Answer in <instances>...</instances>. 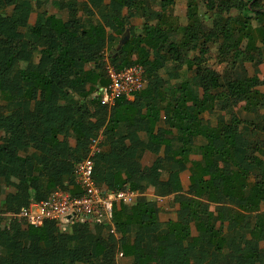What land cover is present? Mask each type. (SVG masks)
<instances>
[{"label":"trees","instance_id":"obj_1","mask_svg":"<svg viewBox=\"0 0 264 264\" xmlns=\"http://www.w3.org/2000/svg\"><path fill=\"white\" fill-rule=\"evenodd\" d=\"M175 1L86 0L79 7L54 0L64 14H48L39 0H0V264H264V72L258 74L264 4L185 0L181 22L170 10ZM79 8L87 15L96 10L100 20L84 19ZM123 8L127 18L136 13L143 22L110 62L142 65L139 96L149 97L145 113L127 111L125 126L134 131L154 123L162 111L167 128L157 135L169 143L161 153L160 144L150 143L155 158L141 171L140 146L122 143L124 134L103 137L93 156L96 184L105 192L124 185L138 191L134 203L113 204L115 234L102 219L76 220L66 229L18 219L7 226L4 212L54 187L81 192L74 166L101 127L114 129L116 105L125 97L110 107L100 103L108 82L101 54L106 28L124 35ZM173 77L178 83L165 86ZM116 144L119 151L111 149ZM181 146L189 154L198 147L199 157L185 161ZM187 166L184 189L180 173ZM148 184L180 204L174 218L160 219L158 203L141 194Z\"/></svg>","mask_w":264,"mask_h":264},{"label":"built area","instance_id":"obj_2","mask_svg":"<svg viewBox=\"0 0 264 264\" xmlns=\"http://www.w3.org/2000/svg\"><path fill=\"white\" fill-rule=\"evenodd\" d=\"M103 69L108 82L100 89L101 104L111 106L119 96L133 97L146 84L144 68L137 62L115 66L110 61H105ZM100 143L101 136L98 133L90 139L87 152L74 166V179L81 189L80 194H71L60 187H54L47 197L32 200L16 212L3 213L4 224L8 226L12 220L18 219L33 226L54 221L64 227L60 218L72 212L67 223L102 219L111 224L109 231L115 234V227L111 222L113 204H132L138 193L126 185L118 190L105 192L96 184L93 177V156L100 151Z\"/></svg>","mask_w":264,"mask_h":264},{"label":"crops","instance_id":"obj_3","mask_svg":"<svg viewBox=\"0 0 264 264\" xmlns=\"http://www.w3.org/2000/svg\"><path fill=\"white\" fill-rule=\"evenodd\" d=\"M41 2V8H44L47 10L48 14H64V12H58V10L56 9V7L53 4L54 0H48L46 2H42V0H39ZM76 2L80 3L79 7H82V3L85 2L86 0H75ZM177 1V0H176ZM175 1V2H176ZM34 4H32L33 6L35 5V1H33ZM32 2V3H33ZM43 3V4H42ZM106 3H108V0H104L103 5H106ZM45 4V5H44ZM184 11H185V2H184ZM50 9V10H49ZM80 9V8H79ZM173 15L177 16L176 13L172 12ZM79 14H81V16L84 19H89L92 21H98L100 20V16L98 14V12L96 10H93V13L90 15L87 14H82V10H79ZM127 14V9L123 8L121 11V15L124 16L125 18ZM35 17V13H32L30 16V20L32 21ZM114 19V18H113ZM179 21L183 22L184 20H181L180 18H178ZM125 30H124V35L123 36H119L118 34H116L115 32L112 31V29L110 28H106L107 29V34L110 35V37L108 38V42L102 47L101 49V54H102V60H103V65L105 64V61H110V58L113 57L115 55V51L117 48H120L121 44L129 38L130 36V30H134V31H139L142 22H143V17H141L139 14L133 13V15L129 18H127L125 20ZM119 40V41H118ZM118 41V42H117ZM120 64H123L122 62ZM167 65L169 67L172 66L171 62H168ZM168 68V67H167ZM184 68L185 66H183L182 69L179 70L180 72V77H182V74L184 73ZM169 70V69H168ZM164 72V73H163ZM162 76L167 77V71H160ZM180 80L179 77H173L170 80H167L166 83L164 84L165 86H171V85H176L178 83V81ZM163 85V86H164ZM102 88V87H101ZM147 94L151 95V91L147 90ZM138 96V97H137ZM137 96H125L122 99H120L119 103L116 105L115 111H114V118H115V123H114V129L112 130H107L103 127L100 128L99 130V135L101 136V142L103 141V137H105L106 135H113L114 132L116 135H123V139H122V143L125 144H129L131 143H135L137 146L139 147V151H140V155L138 158V164H139V168L142 171L147 170V168H149V166L151 165V162L153 161V159L155 158V154L151 151V148L148 147L150 146L149 144L154 142L153 144H160V148H159V152L161 153L163 151L164 148V144H168L169 143V138L165 137V138H159L157 133L159 131H161V129H166L167 126L164 123V115L162 113V111H160L158 113V118L156 121H154V123L151 124H147L145 123L142 127H137L134 129V131H132L131 129H133L134 127L132 126L131 128H126V118H127V111H129L130 109H133L135 112V109L138 110V113H145L146 111V100L149 99L146 97H142L141 95L139 96V93L137 94ZM151 97L153 98V96L151 95ZM132 103V105L130 104ZM161 103V102H160ZM110 107V106H109ZM71 143H73V140L70 141ZM195 145H199V141L195 144ZM111 146V145H110ZM121 145L116 144V146L112 145L111 149H114L116 151H119V147ZM187 148V146H181L180 147V151L183 148ZM188 150V148H187ZM189 154V153H188ZM199 157L198 155V147L195 148V153L190 154V156L187 159H184V157L182 156V158L185 161H189L190 159L194 158L197 159ZM186 162V163H187ZM188 165V163H187ZM187 166V170H188ZM183 170L180 173V178H181V183L184 189H186L187 185L189 184V181H184L183 176L184 173L187 170ZM139 170V169H138ZM139 170V173H140ZM163 176H165L163 174ZM191 179V178H190ZM185 182V183H184ZM78 185V184H77ZM74 187V186H73ZM73 191H75V188H72V186L70 187ZM64 189V188H63ZM66 191L69 192V190L64 189ZM138 193V191H137ZM80 194V193H79ZM142 195H144L147 199L149 200H155L158 205L160 206V208L162 209L161 213H160V219L164 220L167 217H171L174 218L175 217V210L178 208L177 203L173 202V195H167V196H158L155 194L154 188L148 184L145 191L143 193H141ZM10 211H6L4 213H7ZM90 221V220H88ZM66 224V223H65ZM64 224L65 229L69 227L70 223H67V225ZM110 225L109 224V229H110ZM57 226L60 228L61 225ZM186 228H190L192 232H194L193 227H190V225L186 224L185 225Z\"/></svg>","mask_w":264,"mask_h":264},{"label":"rangeland","instance_id":"obj_4","mask_svg":"<svg viewBox=\"0 0 264 264\" xmlns=\"http://www.w3.org/2000/svg\"><path fill=\"white\" fill-rule=\"evenodd\" d=\"M48 0H42V2H46ZM184 2L185 0H177L173 6L170 8V10L174 13L177 14V17L180 18L181 20H184ZM42 3V4H43ZM261 3L264 4V0H261ZM34 4V2L32 3ZM45 5V4H44ZM50 10V9H49ZM201 10V9H200ZM212 52H214V49L212 50ZM208 64L213 66L215 69L217 70H221L222 67H223V64H220V63H216L214 62L213 58H210V60H208ZM238 71V70H237ZM249 72L250 73H253V68L249 66ZM263 72H264V63H261L259 66H258V74L260 77H262L263 75ZM213 121V120H212ZM246 124L250 123V119L249 118H246L245 121H244ZM181 154L182 156L184 157V159H187L190 154H188V150L187 148H183L181 150ZM187 170V169H186ZM191 172H192V169L191 167H188V170L184 173V176H183V179L184 181H188L190 180V177H191ZM185 183V182H184ZM177 206L179 207L180 204L177 203ZM5 221V219H4ZM221 229H222V225L219 226ZM261 244H259L260 246ZM191 264H206V262L204 261V259H198V260H195V261H192Z\"/></svg>","mask_w":264,"mask_h":264},{"label":"water","instance_id":"obj_5","mask_svg":"<svg viewBox=\"0 0 264 264\" xmlns=\"http://www.w3.org/2000/svg\"><path fill=\"white\" fill-rule=\"evenodd\" d=\"M72 214H73L72 212H69V213L64 214V215L60 218L61 222H62L63 224L67 223V221L71 218Z\"/></svg>","mask_w":264,"mask_h":264}]
</instances>
